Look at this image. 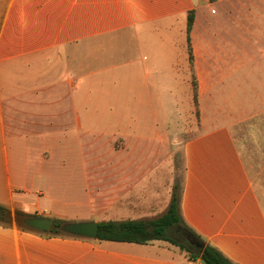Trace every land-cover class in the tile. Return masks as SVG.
<instances>
[{
	"label": "crops",
	"instance_id": "0c3cea01",
	"mask_svg": "<svg viewBox=\"0 0 264 264\" xmlns=\"http://www.w3.org/2000/svg\"><path fill=\"white\" fill-rule=\"evenodd\" d=\"M167 96L194 121L180 182L115 157L108 189L87 190L94 221L157 217L178 182L204 243L264 264V0H0V205L66 219L52 164L70 130L90 115L157 119ZM0 264L205 263L167 241L44 236L13 221L0 225Z\"/></svg>",
	"mask_w": 264,
	"mask_h": 264
},
{
	"label": "rangeland",
	"instance_id": "374dc122",
	"mask_svg": "<svg viewBox=\"0 0 264 264\" xmlns=\"http://www.w3.org/2000/svg\"><path fill=\"white\" fill-rule=\"evenodd\" d=\"M166 103V113L154 120L152 117L146 119L145 116H132L133 121H130L131 117L124 114L112 118L90 115L87 116L89 121L84 130H70L69 138L74 143L71 144L69 153L66 157L55 155L52 164L53 183L57 185L58 195L62 198V203H56L54 207L55 211L67 215L63 221L73 223L95 220V211L99 205L92 204L87 190L92 191L96 184L101 189H108L109 170L115 157L130 154L140 160L145 158V166L152 173L165 174L169 178L174 174L180 182L181 143L194 121L187 108L177 105L170 96H167ZM111 119L113 121L109 125ZM158 135H165V138H158ZM125 143L129 150H122ZM26 214L52 217L45 212L39 214L32 211ZM13 217L15 218V214ZM23 218H20V223L15 221L17 226L24 225Z\"/></svg>",
	"mask_w": 264,
	"mask_h": 264
},
{
	"label": "trees",
	"instance_id": "16d2710c",
	"mask_svg": "<svg viewBox=\"0 0 264 264\" xmlns=\"http://www.w3.org/2000/svg\"><path fill=\"white\" fill-rule=\"evenodd\" d=\"M192 17L189 16L188 32L191 28ZM190 43V40H189ZM191 60L192 53L189 49ZM193 91L195 103L197 102V82L193 81ZM181 187L177 182L174 186L172 198L166 211L154 218H145L140 220H124V221H103L99 223L98 240L129 242L137 244H146L151 241H167L178 246L181 250L187 252L189 256L196 260L201 259L205 264H234L226 258L217 248L205 243V248L201 251L194 245H191L187 236L204 242L198 235L195 234L185 223L181 216L180 210ZM15 218L12 211L0 205V225L10 227L13 221L20 223L21 217H26L27 214L22 211H15ZM23 223V222H22ZM64 224L63 220L53 219L51 230L44 236H72L61 230ZM26 231H34L25 225L19 226ZM178 238H181L180 240Z\"/></svg>",
	"mask_w": 264,
	"mask_h": 264
},
{
	"label": "water",
	"instance_id": "95a60500",
	"mask_svg": "<svg viewBox=\"0 0 264 264\" xmlns=\"http://www.w3.org/2000/svg\"><path fill=\"white\" fill-rule=\"evenodd\" d=\"M22 222L30 229L46 234L51 230L53 218L26 216L22 219ZM61 230L68 235L97 240L99 223L96 221L73 223L66 222L61 226ZM187 239L191 245H194L201 251L205 248L204 242L198 241L191 236H187Z\"/></svg>",
	"mask_w": 264,
	"mask_h": 264
}]
</instances>
